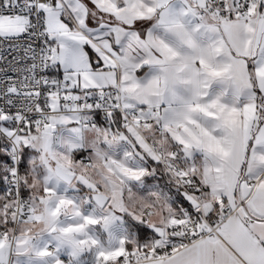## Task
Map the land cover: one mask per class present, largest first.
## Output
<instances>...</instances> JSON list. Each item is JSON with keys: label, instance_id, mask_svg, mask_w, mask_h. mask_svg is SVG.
Instances as JSON below:
<instances>
[{"label": "snow or ice", "instance_id": "6c2138e0", "mask_svg": "<svg viewBox=\"0 0 264 264\" xmlns=\"http://www.w3.org/2000/svg\"><path fill=\"white\" fill-rule=\"evenodd\" d=\"M136 158L180 205L129 206L151 174ZM0 180V264H264V0H0ZM61 182L83 197L49 199ZM57 200L82 223L60 224ZM118 214L141 240L113 246Z\"/></svg>", "mask_w": 264, "mask_h": 264}, {"label": "rangeland", "instance_id": "374dc122", "mask_svg": "<svg viewBox=\"0 0 264 264\" xmlns=\"http://www.w3.org/2000/svg\"><path fill=\"white\" fill-rule=\"evenodd\" d=\"M65 135H67V134L65 133ZM54 147H55V145H54ZM101 147H103V145ZM60 150L63 151V149H60ZM125 150H128V145L122 144L120 149L117 152H115V153L110 152L109 154L114 155V157L119 160V159H121L123 151H125ZM88 153L91 154V149L76 150L73 153V156L75 159L80 160L81 156L88 155ZM129 166H131L133 168H144V169L148 170L151 174L145 176L140 181H135V180L128 181V190L135 192L142 197L143 196L146 197V195H147V197H149L151 193L159 192L160 185H161V187L165 186L167 189L169 188V190H171L170 186L168 184L161 183L160 185H152V184H150V186L148 185V183H150V182H147L146 178L154 177V173H155V169L151 165L149 160L136 158L133 161L129 162ZM45 175H47L46 171L41 166V162L39 160H37L36 161V167H35V173L32 176V178L35 177L36 179H38L40 181V184H41V187L39 188V190H37V188L34 187V192H36L37 194L44 187ZM32 184H33V180H32ZM49 186L52 187V185H49ZM146 191L148 192L147 194L144 193ZM83 194H84L83 186L77 185L76 187H70V186L66 185L65 183L61 182L58 186H56L55 193L50 195L48 198L52 199L53 197H60V198L71 199L72 197H76L79 199V198L83 197ZM57 204L59 207L58 221L60 224L67 226L69 224L82 223V221L78 217L75 219L73 218L74 208L71 204H68V203L60 204L59 200H57ZM93 210H94L93 204H87V205H85L84 208L80 209V211L82 213H84L85 215L92 213ZM118 215H121V214H118ZM135 223H137V222L135 220H133L132 218L128 219L127 214L121 215L120 220L117 221L116 225L113 227V230H112L113 234H114L113 239H112L113 246L116 245L118 239L121 237H128V238L135 237L136 238L137 232H136V229L133 227ZM34 225H40L41 227L39 230H42L44 227L43 223L40 221H37ZM29 230L33 231L32 228H30ZM39 230H36V231H39ZM91 231L94 235H97L98 238L102 242L107 243L108 235L102 229V226L93 228V229H91ZM45 239H47V236H45ZM24 264H28L27 260L24 261Z\"/></svg>", "mask_w": 264, "mask_h": 264}, {"label": "clouds", "instance_id": "9594fccd", "mask_svg": "<svg viewBox=\"0 0 264 264\" xmlns=\"http://www.w3.org/2000/svg\"><path fill=\"white\" fill-rule=\"evenodd\" d=\"M85 136L88 140H92L96 138L94 133H85ZM105 175H107V173L104 170L103 165L100 161L95 162L94 169L88 170V176L93 179H96L97 181L100 180L101 176H105ZM32 180H33V186L36 187L37 190H39V188L41 187L40 181L36 179L35 177H33ZM129 196H130L129 206L131 207H134L135 205L147 206L151 199L150 197H142L135 192H131ZM160 211H161L160 208H154L153 212L155 215L153 218H159ZM25 227H30L33 229V231H36V230H39L41 226L40 225H25Z\"/></svg>", "mask_w": 264, "mask_h": 264}, {"label": "trees", "instance_id": "16d2710c", "mask_svg": "<svg viewBox=\"0 0 264 264\" xmlns=\"http://www.w3.org/2000/svg\"><path fill=\"white\" fill-rule=\"evenodd\" d=\"M149 162L151 163V165L155 169V176L146 178L147 182L158 181L159 183L168 184L170 186L171 190H172V194H174L176 196L177 202L181 201L182 197L178 193L177 188L171 182V179L168 176V174L166 173V171L164 170L163 165L158 163V162H155L153 160H150V159H149ZM0 185H2V180H0ZM141 227L144 228L146 231L151 232V230H149V228H147L146 225H141ZM136 232H137V239L141 240V233L139 231H137V230H136Z\"/></svg>", "mask_w": 264, "mask_h": 264}, {"label": "crops", "instance_id": "0c3cea01", "mask_svg": "<svg viewBox=\"0 0 264 264\" xmlns=\"http://www.w3.org/2000/svg\"><path fill=\"white\" fill-rule=\"evenodd\" d=\"M123 145H126V144H123ZM90 153V152H89ZM88 153V156L90 155ZM144 160H149V158H145ZM151 160V159H150ZM156 162V161H155ZM154 176H155V173H154ZM150 184L152 185H160L161 183H159L158 181H154V182H150L148 183V185L150 186ZM171 189V188H170ZM159 192L162 193V194H166L168 197H170L169 199V203L170 205L175 208L176 207V203H177V200H176V196L174 194H172V190H169V188L167 189L165 186L161 187L160 185V188H159ZM145 194H147L148 192H144ZM144 197V196H143ZM147 197V195H146ZM150 197V196H149ZM128 216V215H127ZM131 217L128 216V219H130ZM99 227V226H97ZM113 230V229H112ZM113 232V231H112ZM136 239H137V234H136ZM138 240V239H137ZM63 257H66L68 259V256L67 255H62Z\"/></svg>", "mask_w": 264, "mask_h": 264}, {"label": "built area", "instance_id": "2783aa9c", "mask_svg": "<svg viewBox=\"0 0 264 264\" xmlns=\"http://www.w3.org/2000/svg\"><path fill=\"white\" fill-rule=\"evenodd\" d=\"M84 157H88V155H83ZM164 167V166H163ZM167 173V172H166ZM168 174V173H167ZM168 176L170 177V175L168 174ZM170 179H171V177H170ZM12 190V185H11V183L10 182H5V181H3L2 180V186L0 187V195H4V194H7L9 191H11ZM24 195H27V190H25L24 191ZM181 204V201H179V202H177L176 203V207L178 206V205H180ZM175 207V208H176ZM61 258L62 259H65V260H68L66 257H63V256H61Z\"/></svg>", "mask_w": 264, "mask_h": 264}, {"label": "water", "instance_id": "95a60500", "mask_svg": "<svg viewBox=\"0 0 264 264\" xmlns=\"http://www.w3.org/2000/svg\"><path fill=\"white\" fill-rule=\"evenodd\" d=\"M149 230H151V231H152V229H150V228H149Z\"/></svg>", "mask_w": 264, "mask_h": 264}]
</instances>
